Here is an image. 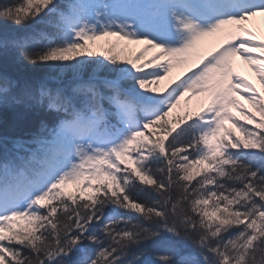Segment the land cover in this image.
<instances>
[{
  "label": "snow or ice",
  "instance_id": "1",
  "mask_svg": "<svg viewBox=\"0 0 264 264\" xmlns=\"http://www.w3.org/2000/svg\"><path fill=\"white\" fill-rule=\"evenodd\" d=\"M257 16L264 0H0L22 72L0 71V264H264Z\"/></svg>",
  "mask_w": 264,
  "mask_h": 264
},
{
  "label": "rangeland",
  "instance_id": "2",
  "mask_svg": "<svg viewBox=\"0 0 264 264\" xmlns=\"http://www.w3.org/2000/svg\"><path fill=\"white\" fill-rule=\"evenodd\" d=\"M146 56H150L149 55V52L145 53ZM239 71L242 72V70H245L244 74H246V77L247 78H254V82L256 84V88L259 90V82L258 80L255 78L254 76V73H252V71L248 68L247 65H245L244 63L242 64V62H240L239 64ZM238 69V68H237ZM185 70V66H181V67H177V68H174L173 69V72L170 74L169 77L165 78V80L161 81L160 84L158 85L159 88H163L165 85H167L169 83V81L171 79H173L176 75H179L181 72H183ZM194 99H189L187 105H185V100L184 98H182L181 100V104L173 110L172 114L173 116H176L177 114H179L181 116V114H184V110H185V107L188 106L191 102V105L189 107H192L194 103L197 102V98L196 97H193ZM247 106V105H246ZM193 108V107H192ZM239 135V134H238Z\"/></svg>",
  "mask_w": 264,
  "mask_h": 264
},
{
  "label": "trees",
  "instance_id": "3",
  "mask_svg": "<svg viewBox=\"0 0 264 264\" xmlns=\"http://www.w3.org/2000/svg\"><path fill=\"white\" fill-rule=\"evenodd\" d=\"M4 25L0 23V28H3ZM0 71H6L11 75L22 74L21 70L18 69L12 62L11 57L0 58ZM42 70L36 69L35 74H40ZM16 115L9 110H0V120L5 123L10 124L14 119H16Z\"/></svg>",
  "mask_w": 264,
  "mask_h": 264
},
{
  "label": "bare ground",
  "instance_id": "4",
  "mask_svg": "<svg viewBox=\"0 0 264 264\" xmlns=\"http://www.w3.org/2000/svg\"><path fill=\"white\" fill-rule=\"evenodd\" d=\"M248 28H251L252 30H253V28H255L253 31H256L257 33H260V31H261L264 34V24L261 25V26H257V25H255V26H248Z\"/></svg>",
  "mask_w": 264,
  "mask_h": 264
}]
</instances>
